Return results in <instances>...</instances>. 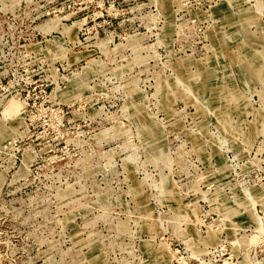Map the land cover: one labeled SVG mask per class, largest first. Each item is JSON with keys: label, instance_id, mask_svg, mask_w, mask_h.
<instances>
[{"label": "rangeland", "instance_id": "obj_1", "mask_svg": "<svg viewBox=\"0 0 264 264\" xmlns=\"http://www.w3.org/2000/svg\"><path fill=\"white\" fill-rule=\"evenodd\" d=\"M0 264H264V0H0Z\"/></svg>", "mask_w": 264, "mask_h": 264}]
</instances>
